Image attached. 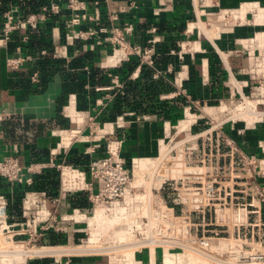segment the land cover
I'll list each match as a JSON object with an SVG mask.
<instances>
[{
	"label": "built area",
	"instance_id": "obj_1",
	"mask_svg": "<svg viewBox=\"0 0 264 264\" xmlns=\"http://www.w3.org/2000/svg\"><path fill=\"white\" fill-rule=\"evenodd\" d=\"M24 1L10 3L0 14L1 44H7L15 32L43 31L48 21L61 16L67 44L96 38L97 46L112 49L114 66L135 60L138 67L150 68L154 79L173 72L171 65L158 67L156 27L150 29L152 37L146 44L139 45L132 42L133 21L118 23L117 13L109 15L108 28H96V18L87 12L86 0H47L26 15ZM177 5L191 13L183 20L184 38L178 49L169 52L179 61L205 53L202 40L216 48V38L235 27L252 24L261 29L237 39L239 48L230 51L245 59L241 72L246 77L245 86L251 82L248 95L225 64L233 86L234 111L217 119L193 112L190 101L174 133L158 141L154 157L126 161L118 140L105 141V155L92 158L85 169L59 162L53 153L46 161L24 165L15 156L0 157V264L44 259L50 264L84 259H103L105 264H264V156L245 154L223 134L228 123L264 122V110L256 108L264 104V7L257 4L247 13L221 9L218 0H180ZM128 6L138 8L135 0H129ZM246 14L251 15V21L245 20ZM28 39L25 35L22 43ZM21 47L15 51L20 53ZM60 52L55 49L51 56L59 58ZM214 52L225 62L218 49ZM47 55L43 50L36 56H12L6 63L17 70ZM29 79L39 81L36 68L30 71ZM111 81L109 89H122L116 76ZM98 115L87 121L89 136L92 128L99 133ZM6 117L1 114L0 120ZM89 136H83L81 129L70 130L59 136V144L68 148L86 142ZM222 143L228 147L226 153L221 152ZM262 151L264 154V147ZM48 170L56 173L58 183L50 197L45 190L32 189ZM18 194L17 218L8 207ZM76 194L85 195L87 210H73L70 219L49 210L48 201L57 205ZM67 221L77 226L72 233L79 237L63 236ZM58 239L65 242L58 243ZM157 251L159 262L153 259ZM142 254L145 260L140 258Z\"/></svg>",
	"mask_w": 264,
	"mask_h": 264
},
{
	"label": "crops",
	"instance_id": "obj_2",
	"mask_svg": "<svg viewBox=\"0 0 264 264\" xmlns=\"http://www.w3.org/2000/svg\"><path fill=\"white\" fill-rule=\"evenodd\" d=\"M135 1L137 9H129V0H112L109 4L105 0H86L85 5L87 12L96 18V28H108V18L112 13L119 15L118 23L131 19L135 25L132 42L139 45H145L152 37L150 34L152 27L157 28L155 35L160 40L157 45L160 50V55L157 57L158 67L171 65L173 69L168 76L158 79H154L151 72L148 79L153 84L161 81L164 85V90L158 92L155 97L161 104L157 110L161 113L147 111L135 114V110L125 108L114 120L102 121V112L112 107L115 95L123 90L124 82L139 80L142 68L138 67L136 62L133 63L134 60L120 66L112 65L110 58L112 49L108 45L97 46L96 38L86 42H74L72 45L67 44L64 39L62 18L57 16L46 23L43 31L15 32L7 44H1L0 37V115L7 116L0 120V157L15 156L19 163L24 165L38 161L40 157L49 158L53 153L57 161L66 164H69L68 161L83 157H86L89 163L92 158L105 155L103 144L107 140L121 141L120 154L126 161L137 157H154L158 151V141L174 133V126L182 118L184 108L190 104V101L194 104L193 112L206 113L217 119H222L234 111V103L231 102L233 86L229 84L230 76L225 64L238 80L241 91L248 95L251 82L245 86L246 77L241 72L245 59L231 54L230 51L239 48L237 39L249 37L261 30L260 28L252 24L235 27L232 31L229 30L216 38V48H212L206 40H202L200 45L205 48V53L195 58L186 56L183 61H179L169 52L178 49L180 41L184 38L183 20L191 13L177 5L180 0ZM10 2L15 4L17 0ZM24 3L26 4L27 0ZM257 4L264 7V0H218L221 9H240L247 13ZM123 8L127 11L122 12ZM31 9L32 7L23 8V14L26 15L32 11ZM245 20L251 21V15L246 14ZM25 35L29 36V39L22 43V37ZM103 36L98 34V38ZM17 46H22L20 53L15 51ZM55 49L61 51L59 58L51 56ZM214 49L222 53L225 62L217 57ZM43 50L48 52L47 56L31 61L22 68L11 70L7 66V58L26 54L36 56ZM42 59L61 62L57 68L59 71L50 75V79L43 85L40 84L39 79L37 83L31 82L32 86L27 90L16 86V76L20 73L29 76L33 68L39 70L37 61ZM93 66L98 68L102 75V77L97 76L102 79L94 86L89 81ZM129 67L132 68L130 72ZM114 76L122 85L120 91L109 89ZM72 79L77 82L75 85L70 84ZM79 82L81 89H76ZM256 108L264 110V104L257 105ZM97 112H99L96 119L98 137L101 140L88 138L86 142H76L68 148L59 144V136L70 130L81 129L83 136H89V131L86 129L87 121ZM119 117H122V120L119 121L117 119ZM118 121L121 126L117 125ZM223 134L245 154L264 156L262 151L264 122L228 123L223 127ZM227 151L228 147L222 143L221 152ZM53 175L57 183L56 173ZM4 191L2 189V192ZM72 196L76 195L61 199L57 205L48 201L49 210L63 219L71 217L73 210L78 209L73 208L69 202ZM84 198L86 200L85 195ZM11 213L19 217L14 211ZM63 226L64 237L67 235L79 237L72 233L77 227L75 224L67 221ZM66 226H71L70 233L66 230ZM153 259L155 262L160 261L159 251L155 253ZM72 264H105V261L84 259Z\"/></svg>",
	"mask_w": 264,
	"mask_h": 264
},
{
	"label": "trees",
	"instance_id": "obj_3",
	"mask_svg": "<svg viewBox=\"0 0 264 264\" xmlns=\"http://www.w3.org/2000/svg\"><path fill=\"white\" fill-rule=\"evenodd\" d=\"M10 0H3L2 5L0 6V14L8 7L10 4ZM39 3L46 4L47 0H27V3L25 4V7H22L24 9H30V7L36 6ZM135 60L133 61V63ZM137 63V62H136ZM61 65V62L55 63V61L42 59L37 61V68L39 69V79L40 84L43 85L44 83H47V81L50 79V75L54 74L57 70L58 66ZM135 65V64H134ZM141 75L139 80H129L125 81L123 85L122 94L117 93L114 97L112 107L110 109L104 110L102 112V121H112L115 119L116 116L120 115L122 113L123 109L130 108L131 110H135V114H140L141 112L146 113L148 112H155V113H161L159 107H161V104H159L155 97H157L158 92H161L164 90V85L161 81H159L158 84H153V82H149L148 79L151 75V69L142 66L141 67ZM131 67H129L128 71H131ZM100 71L95 66L92 67V74L89 76L90 83L94 86L97 83H100V79H102V75H100ZM101 76V77H97ZM17 79L15 81V85L19 86L20 88L29 89L31 88L32 84L29 79V76L26 75V73H20L17 76ZM75 80L72 79L70 81V84L75 85ZM80 83V82H79ZM81 89V83L76 86V89ZM136 98L137 101H136ZM183 104V103H182ZM152 105V106H151ZM141 109V110H140ZM47 157H40L38 161H46ZM67 163L74 165L76 167H79L81 169H85L88 162L87 158L83 157L82 159H76L68 161ZM54 171L48 170L43 176L39 177V179L34 183L33 188L45 190L47 192V195L54 196L55 192L57 190V184L54 180ZM20 199L21 194L16 195L13 204H9L8 210L10 212L14 211V213L20 215ZM69 202L73 208H78L79 210H87L89 207V204L86 202L83 194H76V196H72L69 199ZM50 260H33L30 261L28 264H50Z\"/></svg>",
	"mask_w": 264,
	"mask_h": 264
},
{
	"label": "rangeland",
	"instance_id": "obj_4",
	"mask_svg": "<svg viewBox=\"0 0 264 264\" xmlns=\"http://www.w3.org/2000/svg\"><path fill=\"white\" fill-rule=\"evenodd\" d=\"M204 114H206V113H204ZM228 116V115H227ZM86 129L87 130H89L87 127H86ZM92 131H93V133H92V135H90L89 137L90 138H99L98 136H99V133H97L96 131H95V128H92ZM67 227V229L66 230H68V232L70 233L71 232V226H66ZM69 227V228H68ZM63 241L64 240H62V239H58L57 240V242L58 243H63ZM65 242V241H64ZM51 243V242H50ZM140 258L141 259H143V260H145V255L144 254H142L141 256H140Z\"/></svg>",
	"mask_w": 264,
	"mask_h": 264
}]
</instances>
